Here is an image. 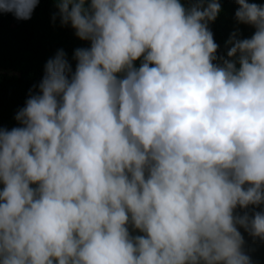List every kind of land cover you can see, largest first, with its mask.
<instances>
[{
  "label": "clouds",
  "instance_id": "obj_1",
  "mask_svg": "<svg viewBox=\"0 0 264 264\" xmlns=\"http://www.w3.org/2000/svg\"><path fill=\"white\" fill-rule=\"evenodd\" d=\"M56 2L91 47L74 72L49 59L0 128V264H251L239 227L264 239V212L236 210L264 204V5L236 0L255 32L225 59L219 0Z\"/></svg>",
  "mask_w": 264,
  "mask_h": 264
},
{
  "label": "trees",
  "instance_id": "obj_2",
  "mask_svg": "<svg viewBox=\"0 0 264 264\" xmlns=\"http://www.w3.org/2000/svg\"><path fill=\"white\" fill-rule=\"evenodd\" d=\"M193 2L194 0H181L186 8H190ZM219 2L221 12L208 26L218 45L217 57L230 59L227 54L232 44L228 42L233 33H238L237 39H250L255 28L237 21L235 12L239 5L236 0ZM249 2L264 5V0ZM90 47V41L81 40L70 24L62 23L56 0H40L28 20L17 19L13 13H0V128L11 130L21 126L15 117L25 107L29 96L39 93V84L45 75L49 59L63 50L74 72L77 64L75 50ZM141 63L142 58L135 61L134 65L139 68ZM118 75L123 77L124 73ZM2 188L3 184L0 182V190ZM245 211L249 215L255 211L264 212V204L249 206L247 210L238 208L236 213L243 215ZM128 228L133 237L145 235L131 224ZM239 231L245 241L243 250L250 256L251 264H264V239L253 237L242 227H239Z\"/></svg>",
  "mask_w": 264,
  "mask_h": 264
}]
</instances>
